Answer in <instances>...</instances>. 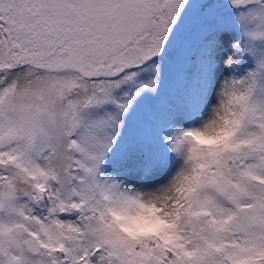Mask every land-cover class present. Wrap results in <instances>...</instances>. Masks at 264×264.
<instances>
[{"label":"snow or ice","instance_id":"snow-or-ice-1","mask_svg":"<svg viewBox=\"0 0 264 264\" xmlns=\"http://www.w3.org/2000/svg\"><path fill=\"white\" fill-rule=\"evenodd\" d=\"M0 264H264V0H0Z\"/></svg>","mask_w":264,"mask_h":264}]
</instances>
